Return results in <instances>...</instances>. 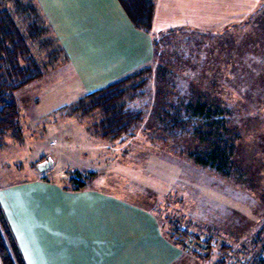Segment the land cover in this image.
Here are the masks:
<instances>
[{
	"label": "trees",
	"instance_id": "1",
	"mask_svg": "<svg viewBox=\"0 0 264 264\" xmlns=\"http://www.w3.org/2000/svg\"><path fill=\"white\" fill-rule=\"evenodd\" d=\"M119 2L136 27L151 32L155 0ZM152 47L149 64L86 93L70 106L71 114L85 118L94 136L112 141L132 136L148 118L153 128L148 138L167 144L181 160H191L233 186L251 179L258 185L238 154L241 126L264 108V0L242 21L220 31L178 26L155 33ZM62 59L67 60L63 48L35 0H0V135L23 139L15 92ZM92 175L73 171L65 186L82 188ZM165 234L182 248L195 245V256L206 261L214 246L212 264H225L233 252L231 243L222 239L215 245L212 235L200 239L176 221ZM196 240L207 248L198 247ZM254 243L259 246L243 260L264 264V239ZM0 264H25L1 205Z\"/></svg>",
	"mask_w": 264,
	"mask_h": 264
},
{
	"label": "rangeland",
	"instance_id": "2",
	"mask_svg": "<svg viewBox=\"0 0 264 264\" xmlns=\"http://www.w3.org/2000/svg\"><path fill=\"white\" fill-rule=\"evenodd\" d=\"M165 5L170 4L159 1L161 9H168ZM177 6L173 3L170 12L160 13L156 31L189 23L182 20ZM242 16L221 19L234 23ZM209 21L207 26L197 28L221 30L208 26ZM88 89L79 75L72 72L68 60L62 59L47 74L15 92L23 139L19 142L9 135H0V185L36 178L41 173L53 175L56 182L67 185L73 170L86 175L95 171L97 176L92 185L152 209L165 232L176 221L199 234L200 239L212 235L215 245L219 246L223 240L231 243L233 252L225 264H249L243 258L249 259L259 246L254 247V242L264 239V112H260L264 108L252 112L246 119L248 124L241 126L243 138L238 154L259 186L252 179L233 186L191 160H181L167 144L149 139L153 128L148 118L136 127L132 136L121 140L110 141L91 134L86 119L70 111V106ZM146 110L149 114L150 109ZM45 157L50 158L52 165L42 171L39 159ZM190 248L197 249L195 245ZM211 249L215 250L211 260L194 254L185 264H212L217 251L214 246Z\"/></svg>",
	"mask_w": 264,
	"mask_h": 264
},
{
	"label": "crops",
	"instance_id": "3",
	"mask_svg": "<svg viewBox=\"0 0 264 264\" xmlns=\"http://www.w3.org/2000/svg\"><path fill=\"white\" fill-rule=\"evenodd\" d=\"M35 1L72 72L91 92L151 62L153 34L162 30L156 31L157 20L173 3L189 21L180 26L210 20L208 26L222 30L232 22L221 18L243 15L242 21L259 0H166V10L155 0L151 32L136 27L119 0ZM90 173L79 189L43 173L0 185V205L25 264H185L194 257L190 246L166 236L152 209L92 185L97 175Z\"/></svg>",
	"mask_w": 264,
	"mask_h": 264
},
{
	"label": "water",
	"instance_id": "4",
	"mask_svg": "<svg viewBox=\"0 0 264 264\" xmlns=\"http://www.w3.org/2000/svg\"><path fill=\"white\" fill-rule=\"evenodd\" d=\"M40 164H41V166H40L41 170H44L45 168H47V167L50 166L51 160H50V158H47L46 160L41 161ZM195 244L198 247H201L203 249H206L207 248V244H205V243H202V242H199V241H195Z\"/></svg>",
	"mask_w": 264,
	"mask_h": 264
}]
</instances>
